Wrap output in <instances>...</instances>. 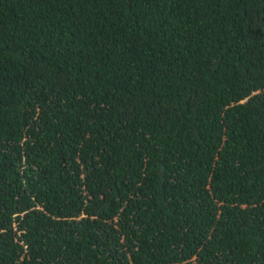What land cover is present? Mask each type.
<instances>
[{
	"label": "trees",
	"instance_id": "trees-1",
	"mask_svg": "<svg viewBox=\"0 0 264 264\" xmlns=\"http://www.w3.org/2000/svg\"><path fill=\"white\" fill-rule=\"evenodd\" d=\"M0 264H264V0H0Z\"/></svg>",
	"mask_w": 264,
	"mask_h": 264
}]
</instances>
